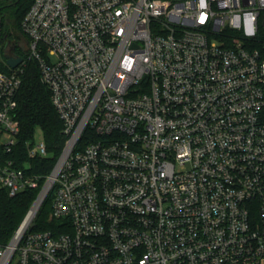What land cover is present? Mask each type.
I'll list each match as a JSON object with an SVG mask.
<instances>
[{
	"label": "built area",
	"instance_id": "built-area-1",
	"mask_svg": "<svg viewBox=\"0 0 264 264\" xmlns=\"http://www.w3.org/2000/svg\"><path fill=\"white\" fill-rule=\"evenodd\" d=\"M21 27L24 55L0 14V188L49 156L16 150L31 60L66 141L0 264H264V0H33Z\"/></svg>",
	"mask_w": 264,
	"mask_h": 264
},
{
	"label": "trees",
	"instance_id": "trees-1",
	"mask_svg": "<svg viewBox=\"0 0 264 264\" xmlns=\"http://www.w3.org/2000/svg\"><path fill=\"white\" fill-rule=\"evenodd\" d=\"M33 0H13L0 4V14L3 19L4 33L10 39L25 42L28 37L22 31V20ZM17 51H19L17 49ZM24 55V53H22ZM7 65L0 59V70H7ZM22 85L18 92L15 118L20 126L19 141L16 150L25 154V142L36 138V132L41 131L49 150V156L32 159V169L40 175L36 188H27L15 196H10L6 188H0V247L6 246L23 222L33 202L41 191L45 178L52 171L66 137L63 133V122L55 109L51 92L42 81L38 63L31 60L22 72ZM53 203V192H50L43 202L31 230L49 229L55 220L50 219Z\"/></svg>",
	"mask_w": 264,
	"mask_h": 264
},
{
	"label": "water",
	"instance_id": "water-1",
	"mask_svg": "<svg viewBox=\"0 0 264 264\" xmlns=\"http://www.w3.org/2000/svg\"><path fill=\"white\" fill-rule=\"evenodd\" d=\"M12 51H14V48H12ZM22 59L23 58L21 56H14L11 54H7V63L13 68L16 67L19 63H21ZM28 222H29L28 219L23 221L21 225V230H23L27 226Z\"/></svg>",
	"mask_w": 264,
	"mask_h": 264
},
{
	"label": "rangeland",
	"instance_id": "rangeland-1",
	"mask_svg": "<svg viewBox=\"0 0 264 264\" xmlns=\"http://www.w3.org/2000/svg\"><path fill=\"white\" fill-rule=\"evenodd\" d=\"M21 43V46H19L17 49L19 50V52L20 53H23V45H25L24 43H25V41L23 40L22 42H20ZM36 140H40L41 139V137H42V133H41V131H37L36 132ZM34 203V202H33Z\"/></svg>",
	"mask_w": 264,
	"mask_h": 264
},
{
	"label": "bare ground",
	"instance_id": "bare-ground-1",
	"mask_svg": "<svg viewBox=\"0 0 264 264\" xmlns=\"http://www.w3.org/2000/svg\"><path fill=\"white\" fill-rule=\"evenodd\" d=\"M32 214H33V212L30 214V217L28 219H30L32 217Z\"/></svg>",
	"mask_w": 264,
	"mask_h": 264
}]
</instances>
